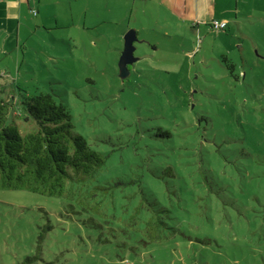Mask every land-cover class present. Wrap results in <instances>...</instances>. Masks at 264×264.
I'll return each mask as SVG.
<instances>
[{
  "label": "rangeland",
  "instance_id": "374dc122",
  "mask_svg": "<svg viewBox=\"0 0 264 264\" xmlns=\"http://www.w3.org/2000/svg\"><path fill=\"white\" fill-rule=\"evenodd\" d=\"M25 8L19 34L13 17L7 42L0 32L8 122L36 129L23 94L50 92L106 161L75 199L0 187V264H264V0H238L225 30L201 33L160 0ZM160 207L170 227L153 239Z\"/></svg>",
  "mask_w": 264,
  "mask_h": 264
},
{
  "label": "trees",
  "instance_id": "16d2710c",
  "mask_svg": "<svg viewBox=\"0 0 264 264\" xmlns=\"http://www.w3.org/2000/svg\"><path fill=\"white\" fill-rule=\"evenodd\" d=\"M223 61L232 73L235 63L225 54ZM9 106L7 99L0 98V187L56 196L67 192L75 199L74 190L94 177L106 156L83 134L74 132L70 108L52 93L23 94L21 112L37 125L31 131L23 132L16 120L8 122ZM162 133L171 135L169 131ZM83 208L89 211L92 206L83 204ZM168 211L166 207L155 208L145 220L144 228L151 238H161L164 226L170 227L161 214Z\"/></svg>",
  "mask_w": 264,
  "mask_h": 264
},
{
  "label": "crops",
  "instance_id": "0c3cea01",
  "mask_svg": "<svg viewBox=\"0 0 264 264\" xmlns=\"http://www.w3.org/2000/svg\"><path fill=\"white\" fill-rule=\"evenodd\" d=\"M162 5L171 12L173 16L178 17L182 21H194L195 27L201 33V22H204L212 30V26L208 23L211 20L219 19L226 20L228 26V20L235 15L237 19L238 0H235L234 4L232 0H160ZM41 0H0V32H3L4 42L8 41V36H12L13 31L10 28L11 18L18 19L17 21V33L19 34L21 20L26 12L25 6L30 9L35 7L39 10ZM26 4V5H25ZM189 11H192L189 13ZM204 11L205 15H201L200 12ZM196 12V14H195ZM189 13V14H188ZM192 23V24H193ZM227 28V27H226ZM225 30V29H224ZM138 34V33H137ZM197 52V48H192L190 53ZM232 50H226L225 55H230ZM224 55V54H223Z\"/></svg>",
  "mask_w": 264,
  "mask_h": 264
},
{
  "label": "water",
  "instance_id": "95a60500",
  "mask_svg": "<svg viewBox=\"0 0 264 264\" xmlns=\"http://www.w3.org/2000/svg\"><path fill=\"white\" fill-rule=\"evenodd\" d=\"M138 40L137 30L135 28L130 29L125 34V45L121 53L119 66H120V76L125 78L129 72V65L137 60L135 57V41Z\"/></svg>",
  "mask_w": 264,
  "mask_h": 264
},
{
  "label": "built area",
  "instance_id": "2783aa9c",
  "mask_svg": "<svg viewBox=\"0 0 264 264\" xmlns=\"http://www.w3.org/2000/svg\"><path fill=\"white\" fill-rule=\"evenodd\" d=\"M32 11L36 12V8H32ZM211 26L213 29L219 31V30H224L227 27V21L226 20H219L215 19L211 22Z\"/></svg>",
  "mask_w": 264,
  "mask_h": 264
}]
</instances>
